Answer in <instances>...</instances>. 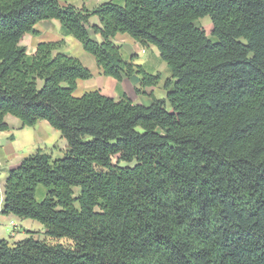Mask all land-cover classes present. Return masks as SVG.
<instances>
[{"label":"trees","instance_id":"obj_1","mask_svg":"<svg viewBox=\"0 0 264 264\" xmlns=\"http://www.w3.org/2000/svg\"><path fill=\"white\" fill-rule=\"evenodd\" d=\"M120 1L0 0V131L10 114L21 127L46 120L66 140L61 156L37 148L7 171L2 209L65 243L0 239V264H264V0ZM206 15L212 38L198 24ZM46 19L102 74L139 76L137 94L161 74L126 61L113 37L155 46L166 98L75 96L93 74L59 51L63 39L32 55L20 43Z\"/></svg>","mask_w":264,"mask_h":264},{"label":"crops","instance_id":"obj_2","mask_svg":"<svg viewBox=\"0 0 264 264\" xmlns=\"http://www.w3.org/2000/svg\"><path fill=\"white\" fill-rule=\"evenodd\" d=\"M60 3L62 5L71 4L63 0H60ZM82 6L86 7L85 5ZM87 9L92 10L93 8ZM96 17L97 16H91L89 18L88 31L93 39L101 41V35L98 33H94L91 28L93 25L100 26L98 17ZM34 28L37 31V34H29V38L26 39L23 37L20 42L23 46H25L27 55H32L36 50L37 44L40 42H51L63 39L65 41V45L59 50L63 53L67 52L70 45L76 44L73 36L64 35L62 33L60 21L58 23L54 19L40 20L34 25ZM113 41L115 44L120 45L121 51L123 50V47L128 46L131 52L130 54L136 55L137 58L139 57V51L141 53H146V60L141 58L134 60V63L141 64L145 68V70L146 63L152 65V67L155 63L159 65V67H162L163 69L165 68L160 63V56L156 54L151 45L143 48L126 33H117L113 37ZM92 56L84 54L83 58L85 60H82L83 58H80L78 56H74L78 58L88 69H90L93 74V76L89 79L77 80L76 89L73 92L75 96H80L84 92L98 90L100 93L109 97H113L115 99H118L121 94H126L135 103L144 105H148L151 103L152 100H150L148 94H152L154 96L155 90L160 88V82L156 86L145 87V94H137L135 92V89L139 87V76L133 75L130 78H125L122 81H117L111 76L102 74L95 61L94 56ZM153 69H157L153 70V72L159 71L158 68L153 67ZM162 90L166 96V90L163 89V87ZM161 98L163 99L164 97ZM11 116L12 115L7 114L4 117L5 121L10 127V130L0 131V166H2L3 174L6 173V171H8L9 169L16 167L24 157H26L30 153H33L37 148H42L43 150L50 152L53 156L61 154L62 150L66 146V143L65 141L60 139L56 135V133L52 131V129H50L48 125L49 123L46 120H40L34 126L21 127L20 122H18ZM11 135L12 137H10ZM26 137L27 142H24L23 140L26 139ZM1 189L3 190L0 195V239H6V236L9 232H11V235H14L15 233L17 235H21V239L27 238L30 235H32L34 238H37L38 234L36 233L42 232L43 227H41L40 225H36L34 221H30L32 219H22L12 214L6 215L2 213L4 198L3 184L1 185ZM19 227H23L24 229L20 231ZM29 231H33L34 233L31 234ZM8 241L10 243H13L18 240Z\"/></svg>","mask_w":264,"mask_h":264},{"label":"rangeland","instance_id":"obj_3","mask_svg":"<svg viewBox=\"0 0 264 264\" xmlns=\"http://www.w3.org/2000/svg\"><path fill=\"white\" fill-rule=\"evenodd\" d=\"M63 1H67L68 3H71V4H73V5L77 6V7H81L82 5H85L87 8L92 9V8L96 7L98 4H100L101 2H104L105 0H63ZM120 2H122V0ZM54 20L59 23V21L57 19H54ZM198 24L200 26H202L203 29L205 30L206 34L210 38H212V36H211L212 23H211L210 17L208 15H206V16L200 18L198 20ZM29 37H30L29 36V33H26L24 35V38H26V39L29 38ZM73 39H74V41H75L76 44L75 45H70V47L68 48V50L66 52L67 54H70L72 56H78L80 58H83V55L84 54L85 55L92 56L90 53L86 52L83 49L82 45L80 44V42L78 40H76L75 38H73ZM151 46L155 50L156 54L159 56V52H158L157 48L155 46H153V45H151ZM130 53L131 52H130V49H129L128 46L123 47L122 55H123V57H124V59L126 61H129L132 56H134V60L139 59V58L144 59V60L147 59V54L146 53H141L139 51V57L138 58H137L136 55H134V54L131 55ZM82 60H85V59L83 58ZM160 63L165 67L164 69L162 67H159V65H157L155 63L153 65L154 68H158V70H159V71H156V72H158V73L160 72V74H161L160 75V81H159L160 82V88H158V89L155 90L154 97H157V98L164 97V98H166L165 94L163 93L162 87H163L164 81L168 77H170V72H169V70H168V68L166 66V63L161 58H160ZM145 67H146V70L149 71V72H153V70H157V69H153L152 65H149L148 63H146V66ZM156 72L154 74H156ZM148 97L151 100L150 94H148ZM166 105H167V108H170L168 101H166ZM11 117H13L18 122H20L16 117H14V116H11ZM48 125H49L50 129H52V131H54L56 133V135L60 139H62L63 141H65V143H66V140L61 137L60 132L58 130L54 129L52 126H50V124H48ZM20 126H21V123H20ZM23 141L24 142H27V137ZM61 155H62V152H61V154L54 155V156H61ZM113 162L114 163H117L116 157L113 159ZM133 164L134 163H125V162H120L119 163V165H121V166H129V167L130 166H133ZM0 167H2V166H0ZM6 176H7V171L4 174H3V171L0 172V195H1L2 190H3V189H1V185L3 184V188H4V183H5ZM46 190H47L46 188H44L42 186H39L38 189H37V191H36V198L38 200H41L44 197V195L46 193ZM25 219H30V218H25ZM30 221H34V223H36V225H40L41 227H43L42 224L40 222H38L37 220H30ZM19 229H20V231H22L24 228L23 227H19ZM36 234H38V237H37L38 239L44 240L45 242H49V243H55V242L65 243V239H52V238L46 236L45 235L44 228H43V231L42 232H39V233L37 232ZM21 238H22L21 235H17L16 233L14 235H11V232H9L8 235L6 236V239L7 240H10V241H16V240H19Z\"/></svg>","mask_w":264,"mask_h":264}]
</instances>
